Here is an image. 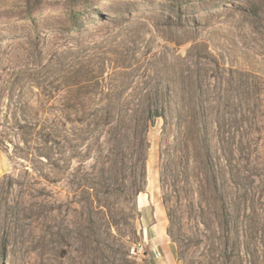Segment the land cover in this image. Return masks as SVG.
Listing matches in <instances>:
<instances>
[{
	"label": "rangeland",
	"instance_id": "rangeland-1",
	"mask_svg": "<svg viewBox=\"0 0 264 264\" xmlns=\"http://www.w3.org/2000/svg\"><path fill=\"white\" fill-rule=\"evenodd\" d=\"M0 264H264V0H0Z\"/></svg>",
	"mask_w": 264,
	"mask_h": 264
},
{
	"label": "crops",
	"instance_id": "crops-1",
	"mask_svg": "<svg viewBox=\"0 0 264 264\" xmlns=\"http://www.w3.org/2000/svg\"><path fill=\"white\" fill-rule=\"evenodd\" d=\"M142 202V216L145 224V233L143 236L145 237V241H150L153 244L155 240L163 238L165 229L160 225V219L156 214L157 210L153 208L151 199L148 197L146 202L144 200Z\"/></svg>",
	"mask_w": 264,
	"mask_h": 264
},
{
	"label": "built area",
	"instance_id": "built-area-1",
	"mask_svg": "<svg viewBox=\"0 0 264 264\" xmlns=\"http://www.w3.org/2000/svg\"><path fill=\"white\" fill-rule=\"evenodd\" d=\"M144 250H145L144 242H137V243L132 245V247L130 249V253L133 256H138L140 254H143Z\"/></svg>",
	"mask_w": 264,
	"mask_h": 264
},
{
	"label": "trees",
	"instance_id": "trees-1",
	"mask_svg": "<svg viewBox=\"0 0 264 264\" xmlns=\"http://www.w3.org/2000/svg\"><path fill=\"white\" fill-rule=\"evenodd\" d=\"M155 117H158V115H155Z\"/></svg>",
	"mask_w": 264,
	"mask_h": 264
}]
</instances>
